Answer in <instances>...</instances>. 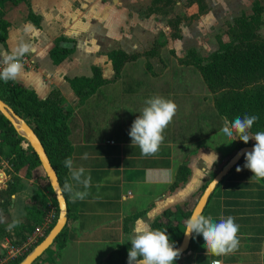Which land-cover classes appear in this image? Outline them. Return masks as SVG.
Masks as SVG:
<instances>
[{
    "label": "crops",
    "instance_id": "obj_1",
    "mask_svg": "<svg viewBox=\"0 0 264 264\" xmlns=\"http://www.w3.org/2000/svg\"><path fill=\"white\" fill-rule=\"evenodd\" d=\"M138 1L131 0V5L124 0L6 4L4 19L9 26L0 51L10 52L21 42L31 45L24 56V73L16 83L42 100L56 91L72 109L67 119L70 157L92 177L90 194L84 201L73 203L64 192L67 221L53 264H103L123 244H131L137 220L153 228L152 223L163 220L167 211L193 209L204 184L238 149L236 140L229 142L220 131L225 116L217 110L216 94L209 90L198 67L186 58L191 51L207 58L222 43L230 42L232 33L231 39L225 33L220 36L218 27L233 20L231 28L242 13L252 14L256 0H203L204 11H199L196 2L186 0L181 14L175 8L167 13L157 10L153 0H141V5ZM29 13L38 19V25ZM28 24L35 30L25 32ZM213 42L212 51L202 55L201 44ZM57 43L72 51L54 63L50 52ZM113 50L140 56L126 62L115 77L109 59ZM94 67L100 69L104 83L81 100L68 80L91 78ZM154 96L172 100L177 111L163 133L160 150L145 157L132 145L129 131L145 101ZM84 153H88L87 159H82ZM212 153L217 155L213 163L211 156H205ZM243 166L236 164L229 170L201 212L216 222L221 215L235 218L238 250L227 256L206 255L203 237L193 234L179 264H210L213 260L264 264V179H251L253 173ZM19 176L21 188L11 195L6 213L0 206V216L12 220L20 198L24 211L17 218L26 221L25 207L35 191L40 189L45 197L47 191L43 182L26 178L24 170ZM2 177L6 179L5 174ZM66 179L70 180L68 169ZM112 262L119 263L118 258Z\"/></svg>",
    "mask_w": 264,
    "mask_h": 264
},
{
    "label": "trees",
    "instance_id": "obj_2",
    "mask_svg": "<svg viewBox=\"0 0 264 264\" xmlns=\"http://www.w3.org/2000/svg\"><path fill=\"white\" fill-rule=\"evenodd\" d=\"M21 1L27 2L28 0H0V42L4 45L9 26V23L4 19L6 4H16ZM160 1L173 2V0H153V3L156 4ZM193 1L198 4L199 11H204L203 0H191V2ZM263 8V4L256 0L253 3L251 15L242 14L235 18L234 26L231 27L233 39L230 42L222 43L220 48L207 58L196 56L193 51L190 52L191 64L198 67L205 84L211 92L216 94L215 105L221 115L225 116L229 122L234 121L236 117L243 118L245 115L258 117V120L249 130L248 134L250 136H253L258 131H264V37H261L257 32ZM29 17L38 25V19L32 13H29ZM178 22L176 18L174 24L176 27ZM169 23L173 24L172 21ZM174 35L178 36V34ZM71 51V48L57 43L51 50L50 56L54 63H59ZM139 56L140 54L138 53L127 54L121 50L110 52L109 59L111 60L115 77H118L126 62L133 61ZM68 81L75 94L81 100L104 83L101 71L97 67L93 68V76L91 78L74 77ZM0 98L17 111L36 133L51 165L56 171L61 189H63L67 172L63 161L70 157L71 152L67 119L70 117L72 109L56 91H52L46 99L42 100L33 91L12 81L7 83L0 81ZM23 142L24 140L17 135L12 125L0 114V152L5 155V159L14 173L24 170L26 178H33L34 181L45 184L44 189L47 191V195L50 196L56 210V218L50 225V230L58 217L57 202L36 154L29 146L24 148L22 146ZM255 143L256 141L251 138L248 143H244L238 138L236 139L237 148ZM245 162L244 156L238 164H245ZM16 182H20V178L14 175L12 182L7 185L5 190L0 192L1 197H6L2 205V211L5 213L11 203V195L21 188V184L17 187ZM177 183V181L174 182L172 186L177 185ZM200 195L201 192L198 194L197 199ZM44 200L45 196L40 189H37L32 196L31 203L25 207L24 219L26 222H23V225L28 232L32 231L33 227L44 219L46 211L42 208ZM191 211L192 209L183 210L181 208L167 211L163 220H155L152 223V227L153 229L166 230L170 242L176 247L181 241L185 224ZM178 216L181 218L177 219ZM64 229L65 227L55 238L53 245L59 244V247L61 246ZM130 247L131 244L129 243L123 244L102 263H128ZM40 257L32 264H36ZM114 258H118L119 263H113L112 259ZM179 258L180 256L175 260L174 264H179ZM19 261L20 259H15L12 264H18ZM49 264H53V260Z\"/></svg>",
    "mask_w": 264,
    "mask_h": 264
},
{
    "label": "clouds",
    "instance_id": "obj_3",
    "mask_svg": "<svg viewBox=\"0 0 264 264\" xmlns=\"http://www.w3.org/2000/svg\"><path fill=\"white\" fill-rule=\"evenodd\" d=\"M34 30L31 24L24 28L25 32ZM30 51L31 45L25 42H21L10 52L0 51V81L5 83L19 81L24 73L23 57ZM176 111L175 102L162 96H154L145 101V106L133 121L129 131L132 145L140 148L142 156H152L160 150L165 139L163 133L172 122ZM257 120L258 117L255 115L236 117L232 122L225 118L220 131L229 142L237 138L244 143H248L250 138L256 141L253 149L244 154L246 162L243 167L251 170L253 173L251 179L259 182L264 179V131H258L253 136L248 134ZM205 156H211L212 163L217 160L215 153ZM87 158L88 153H84L82 159ZM63 164L70 173V180L66 179L63 184V192L68 194L73 203L78 200L84 201L92 187L91 174H86L83 166H75L71 157L66 158ZM236 170L239 172L241 168L238 166ZM0 222H3L2 218ZM21 223L19 218L14 217L7 228L11 230ZM238 232L239 225L233 216L221 215L219 222H216L211 215L205 216L200 212L193 213L187 219L184 230L186 236L193 234L202 236L206 255L217 257L234 254L238 250L240 244ZM129 241L131 247L128 251V264H174L181 255V250L170 242L166 230L153 229L142 220L136 221ZM216 264H219V261Z\"/></svg>",
    "mask_w": 264,
    "mask_h": 264
},
{
    "label": "rangeland",
    "instance_id": "obj_4",
    "mask_svg": "<svg viewBox=\"0 0 264 264\" xmlns=\"http://www.w3.org/2000/svg\"><path fill=\"white\" fill-rule=\"evenodd\" d=\"M124 1H126L127 4L131 5V0H124ZM136 1L137 0H132V2L137 3ZM176 1L177 0H173V2H170V3L160 1L156 4H154L153 7L156 8L157 10L163 11L165 13H167L168 10L172 11L175 8V10L181 14L183 7L185 5H187L186 4L187 1L186 0H178V1H180V4H176ZM258 1L261 2L263 4V7H264V0H258ZM138 4L139 5L142 4L141 0L138 1ZM147 7H149V6H147ZM149 8L146 10L147 12H148ZM249 13L251 14V11ZM242 14H245V13H242ZM249 15H247V16H249ZM232 24H233V20H232ZM232 24L227 23V25H225V27H222L221 29H220V27H218L219 32H221V33H219L220 36H222L225 33L227 35L228 39H231V36H230L231 28H229V27ZM257 28H258L257 29L258 34L261 37H264V8H263V12L261 14L260 24L258 25ZM201 45L203 47L204 53L202 54L201 52L198 51L197 54L199 55L201 53L204 56H205V54H209L212 51V49L215 47L214 42L212 44H209V45H206V44H204V45L201 44ZM189 47L195 48L192 45L187 46V48H189ZM190 59L192 60V58H190V56H187V58H186L187 62L189 61L191 63ZM22 146L24 148L28 147L25 142L22 143ZM19 172L18 173L13 172L12 168L8 164L7 160L5 159V155H3L0 152V192L5 190L7 188L6 186L10 182H12V178L14 175H17L20 178ZM3 174H5L6 179L2 177ZM212 178H213V176L211 177V179ZM20 181H21V178H20ZM4 182H5L6 186L3 185ZM208 182L209 181H207L204 184V186H203L204 188ZM20 184H21L20 182H16L17 187ZM202 190L200 191L201 193H202ZM5 198L6 197H1V193H0V206H2L3 203L5 202ZM19 201H20V198L18 201H16L17 204H16L15 213L13 215V218L14 217L17 218L19 216L18 214L19 213L21 214L22 211H24L22 208L23 205L20 204ZM42 208L46 210L45 215H47L49 210L55 209V206L52 203L50 196L47 195L45 197ZM1 212H3V211L1 210ZM1 214H3V213H1ZM0 218L3 219V222H0V264H12V262L15 259H20V261H21L41 240L44 239V237L48 234V233L46 234V232L50 231L49 227L51 224L48 227L43 226V220L44 219L39 224H36L33 227L32 231L28 232L27 228L23 225V222H26V221H23L22 218H19L22 221V223L18 227H15L11 230H8L7 225L9 223H11L12 220H8L7 215L0 216ZM42 226H43V229H41ZM37 227L40 228L39 231L36 229ZM55 250H56V245L52 244L51 247L45 253H43V255L39 258V260L36 264H49L52 260V257H53Z\"/></svg>",
    "mask_w": 264,
    "mask_h": 264
},
{
    "label": "water",
    "instance_id": "obj_5",
    "mask_svg": "<svg viewBox=\"0 0 264 264\" xmlns=\"http://www.w3.org/2000/svg\"><path fill=\"white\" fill-rule=\"evenodd\" d=\"M0 114L12 125L15 132L20 136L27 146L36 154L41 168L43 169L48 183L54 193L57 202L58 217L48 234L41 240L18 264H32L40 257L45 250L51 246L60 231L64 228L67 221L66 199L63 195L55 169L50 163L47 153L30 125L26 120L15 111L8 103L0 98ZM254 144L239 147L236 152L229 158L219 172L209 181L196 204L194 205L190 216L195 212H202L210 195L222 178L245 156L244 154L253 149ZM189 216V218H190ZM185 230V229H184ZM191 236H186L183 232L181 241L176 248L185 252L189 246ZM128 264V263H125Z\"/></svg>",
    "mask_w": 264,
    "mask_h": 264
},
{
    "label": "built area",
    "instance_id": "obj_6",
    "mask_svg": "<svg viewBox=\"0 0 264 264\" xmlns=\"http://www.w3.org/2000/svg\"><path fill=\"white\" fill-rule=\"evenodd\" d=\"M27 59L25 57H23L22 62H26ZM56 218V210H49V212L47 213V215H45V218L43 220V226L48 227L50 224L53 223V221ZM43 226L41 227V229H43ZM38 231L40 230L39 227L36 228ZM219 261V264H222L220 260H213L210 262V264H216V262Z\"/></svg>",
    "mask_w": 264,
    "mask_h": 264
}]
</instances>
